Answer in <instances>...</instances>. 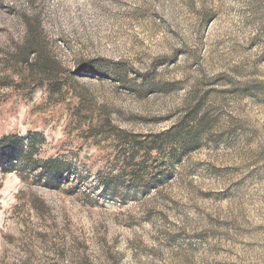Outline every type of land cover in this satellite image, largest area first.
Listing matches in <instances>:
<instances>
[{
  "label": "rangeland",
  "instance_id": "1",
  "mask_svg": "<svg viewBox=\"0 0 264 264\" xmlns=\"http://www.w3.org/2000/svg\"><path fill=\"white\" fill-rule=\"evenodd\" d=\"M14 135L0 264H264V0H0Z\"/></svg>",
  "mask_w": 264,
  "mask_h": 264
},
{
  "label": "trees",
  "instance_id": "2",
  "mask_svg": "<svg viewBox=\"0 0 264 264\" xmlns=\"http://www.w3.org/2000/svg\"><path fill=\"white\" fill-rule=\"evenodd\" d=\"M33 45H34V40L32 39H28L25 42L24 45V55H25V59H24V63L26 66L28 65H32V61H31V55H32V51H33ZM25 144H24V139L22 137H19L18 135H14L11 137H5L4 139L0 140V153H4V154H9L11 155L14 152H24V148Z\"/></svg>",
  "mask_w": 264,
  "mask_h": 264
}]
</instances>
